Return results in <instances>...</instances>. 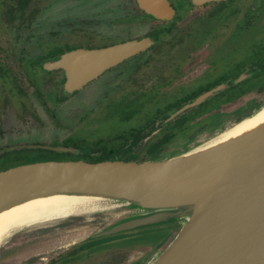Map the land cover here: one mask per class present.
<instances>
[{
  "label": "flooded vegetation",
  "instance_id": "af4514ba",
  "mask_svg": "<svg viewBox=\"0 0 264 264\" xmlns=\"http://www.w3.org/2000/svg\"><path fill=\"white\" fill-rule=\"evenodd\" d=\"M90 1L86 0L85 7H89ZM73 2L0 0V158L27 150L54 152L44 149L8 151L11 147L27 145L10 144L7 141L11 137H21L44 129L42 113L51 123L58 122L57 109L79 90L67 94L64 71L48 69L49 64L57 61L61 55L78 49H99L129 40L149 38L153 44L131 57L142 55L140 60L118 74V77L124 76V86L143 91L159 78L162 79V75L165 78L174 71L177 55L184 57L183 61L197 63L204 50H212L218 58L223 53H232L229 51L245 42V54L240 60L228 65L225 70L218 67L210 80L203 85H195L192 90L169 102L159 116L126 133L96 141L89 148L90 155L95 157L102 155L103 151H114L113 159L117 160H153L145 158V153L157 142L153 138L171 135L174 139L180 134L192 136L216 124L217 131L210 136L213 137L245 119L244 114L255 104V109H260L258 102L264 100V0H220L200 5L194 4L192 0H124L120 7L125 14L109 22L110 34H106L104 27L107 23L100 14L86 21V28H74V22L68 21V32L58 30V19L68 13ZM56 4L61 5L62 9L59 14L50 16L56 19L57 27L51 34L64 38L28 46L26 42L31 35L30 30ZM184 6L187 8L183 9ZM92 24H96V27L103 25V28L99 26L97 30L90 27ZM256 35H260L258 41H251ZM192 70V67L187 68L188 73ZM221 84H227L226 89L169 118L174 110ZM49 92L54 97L50 105L43 98V94ZM255 109L253 111L256 112ZM52 126L57 129L59 125ZM91 245L92 241L89 240L77 244L47 264H81L85 250ZM89 264L103 263L97 261Z\"/></svg>",
  "mask_w": 264,
  "mask_h": 264
},
{
  "label": "water",
  "instance_id": "95a60500",
  "mask_svg": "<svg viewBox=\"0 0 264 264\" xmlns=\"http://www.w3.org/2000/svg\"><path fill=\"white\" fill-rule=\"evenodd\" d=\"M210 1L220 0H192L197 5ZM152 44L149 38H140L78 49L61 55L48 69L64 71L65 91L70 94ZM226 87L212 88L171 112L169 118ZM14 149L79 154L74 148L42 145L7 150ZM192 150L161 160L52 159L16 165L0 171V211L54 195L95 198L101 209L67 218L108 208L123 213L89 241L113 240L175 223L176 232L148 264H264V127Z\"/></svg>",
  "mask_w": 264,
  "mask_h": 264
},
{
  "label": "rangeland",
  "instance_id": "374dc122",
  "mask_svg": "<svg viewBox=\"0 0 264 264\" xmlns=\"http://www.w3.org/2000/svg\"><path fill=\"white\" fill-rule=\"evenodd\" d=\"M123 1L91 0L89 7H85L86 0H74L73 7L68 10V13L62 14L58 19L60 20L58 28L55 27L56 19L50 17L59 14L62 9L61 5L56 4L50 8L48 16L43 14L42 18H39L38 23L30 30V39L28 37L26 44L34 46L36 43L45 44L55 39H63L64 36H53L51 32L56 28L68 32L70 30V25L66 24L68 21L74 22V28H86L88 27L86 21L98 17V14L107 23L104 27L107 30L106 34H110L108 32L111 27L109 22L125 14L124 9L120 7ZM90 27L98 30L96 24ZM100 27L103 28V25ZM259 36H253L250 40L256 42ZM244 48L245 42H241L234 50L229 51L232 53H223L218 58L212 50H204L197 63L189 62L190 60L183 61L184 57L177 55L174 61L177 64L174 71L167 74L165 78V75H162V79L158 75V81L143 91L139 88L124 86V76L118 77L120 72L132 67L142 57V55L136 56L105 72L77 91L66 104L57 109L58 122L51 123L46 114L42 113V120L47 129L44 128L21 137H11L7 142L20 145L42 144L68 147L78 150L79 153L89 151L96 141L126 133L149 119L159 116L169 102L192 90L195 85L200 86L210 80L216 74L215 70L218 67L225 70L228 65L240 60L245 54ZM188 67L193 68L190 73L187 71ZM170 81L171 85H169ZM43 98L46 99L48 105L54 101L50 92L43 94ZM52 124L59 126L53 129ZM216 131V124H213L207 130L192 136L180 134L174 139L171 135L153 138V141L157 142L145 153V158L167 159V157L181 155L205 142V144L209 143V140L214 137L210 136ZM67 155L76 154L54 155L32 150L19 151L0 158V171L45 159H57L61 156L67 158ZM122 213V210L108 208L96 213L70 217L64 221L47 222L14 231L0 244V264H47L55 257L65 254L73 246L88 241L91 236L111 224ZM176 230V224L170 223L126 234L127 237L122 236L108 241L98 240L92 242L90 248L85 250L82 260L84 264L97 261L103 264H148Z\"/></svg>",
  "mask_w": 264,
  "mask_h": 264
},
{
  "label": "bare ground",
  "instance_id": "6f19581e",
  "mask_svg": "<svg viewBox=\"0 0 264 264\" xmlns=\"http://www.w3.org/2000/svg\"><path fill=\"white\" fill-rule=\"evenodd\" d=\"M263 127L264 105L252 115L237 123L228 132L223 133V131L217 134L216 137L214 136L213 139L216 140L212 141L211 138L209 141L212 142L208 144H205V142L192 151L202 150L228 140L240 138ZM98 202L99 199L90 197L54 195L31 199L6 208L0 211V244L12 232L24 227L101 209Z\"/></svg>",
  "mask_w": 264,
  "mask_h": 264
},
{
  "label": "trees",
  "instance_id": "16d2710c",
  "mask_svg": "<svg viewBox=\"0 0 264 264\" xmlns=\"http://www.w3.org/2000/svg\"><path fill=\"white\" fill-rule=\"evenodd\" d=\"M264 89V87H263ZM259 105L263 106L264 105V100L262 101H259L258 102ZM256 105V104H255ZM253 106V108L251 110H249L247 113H245L244 115H246V117L250 116L251 114H253L255 111H253V109H255L257 106ZM260 106V107H261ZM259 109V108H258ZM258 109H255V110H258ZM244 115H242L241 117H243ZM214 141V140H212ZM210 141V142H212ZM209 142V143H210ZM208 144V143H207ZM40 152H46V153H50V154H54V155H58L54 152H49V151H40ZM90 151H85V152H81L77 155H67L68 157L67 158H64V156H61V157H58L57 159H69V160H84V161H87V162H97V161H101V160H109V159H113V155L112 153H114V151H103L102 152V155H99L97 157L95 156H92L90 155ZM66 157V156H65ZM56 159V158H55ZM46 160H50V159H46Z\"/></svg>",
  "mask_w": 264,
  "mask_h": 264
}]
</instances>
